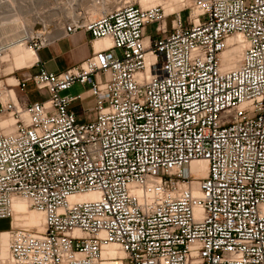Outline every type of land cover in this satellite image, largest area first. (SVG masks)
<instances>
[{"label": "built area", "instance_id": "obj_1", "mask_svg": "<svg viewBox=\"0 0 264 264\" xmlns=\"http://www.w3.org/2000/svg\"><path fill=\"white\" fill-rule=\"evenodd\" d=\"M186 10L79 9L23 36L36 52L55 28L110 44L15 79L44 101L0 89V220L15 198L45 219L7 230L10 264H264V0ZM75 85L82 116L84 93L62 96Z\"/></svg>", "mask_w": 264, "mask_h": 264}, {"label": "rangeland", "instance_id": "obj_2", "mask_svg": "<svg viewBox=\"0 0 264 264\" xmlns=\"http://www.w3.org/2000/svg\"><path fill=\"white\" fill-rule=\"evenodd\" d=\"M2 1L4 3L1 2L0 0V7L2 9L5 8L4 9L5 15L0 17V20H1L0 21V35H1L0 39L2 40V42L0 41L1 42L0 45L4 46V48H6L5 47L6 45L8 49H6V51L0 56V89L4 87H8L9 89L10 88L14 89L21 103L22 101L23 102L25 101L26 102L44 101L47 98V93L41 92L42 96H40L39 93L35 90L33 84H29L25 92H22L14 87H10L8 84H14L16 82L15 81L16 78H19L25 74H34L40 68L47 69V62L49 65V60L48 58L44 60V57L48 55L49 50L53 49L54 46H48L37 52L35 51L36 53L35 52L32 53L31 58L29 60H26L24 62V65L20 67H17L15 65V62L13 61V57L10 53L9 47L13 46V44L16 43V41L18 42V44L20 43L22 45V38H23L22 36L27 35L26 29L28 30L30 28L32 30H38L41 28V25L57 24V22H59V19H61L62 17H65V15H68L69 11L71 12L69 0H7L6 2L5 0H2ZM141 1L142 0H80L78 8L85 10L88 13L90 12L89 16H91L92 18H95L98 16V14H95V15L93 14L94 15L93 16L92 13L94 12L97 13L98 12L97 10L99 9L100 10L103 9V11L110 10V9L119 7L125 2L135 3L137 6L141 5L143 8L161 5L164 8H166L165 10H167L166 12L168 15H171L172 13H177L181 11L184 7H186L187 9L186 11L188 12L192 5V0H179V1L177 0H150L148 4L144 6L141 3ZM176 2H179V4H177ZM170 4H174V5L170 6ZM8 7L10 8L22 7L24 11L21 14L16 15V13L14 14V12H8L6 10ZM36 13L38 14V17L36 16ZM183 14L184 13H182V15ZM9 15L11 17H8ZM151 29L152 28H148L149 33L151 32ZM22 48L26 51H29L30 49V47L26 45L25 46L22 45ZM7 55H8V60H4V57ZM52 62L53 61L51 60V63ZM12 78H13V81L9 82V80ZM86 90H87V87L75 85L71 90L62 93V96H65V95L75 96L77 94L85 92ZM74 111L76 113L78 112L80 116H82L83 114V111L81 110H74ZM37 214H41L44 216L43 213L36 211L35 209L30 207L27 213H22L18 215L19 217H17L16 221L19 225H17L16 223L17 225L16 227L12 225L13 221L16 219V218L14 219V217H11L7 220H0V231H7L11 227L13 229L21 228V229H27V230L32 231L31 225L29 222H31L35 218V216H37ZM13 216H14V211H13ZM43 216L39 217L36 220L38 222L40 221V223H42L44 227L45 219L43 218Z\"/></svg>", "mask_w": 264, "mask_h": 264}, {"label": "bare ground", "instance_id": "obj_3", "mask_svg": "<svg viewBox=\"0 0 264 264\" xmlns=\"http://www.w3.org/2000/svg\"><path fill=\"white\" fill-rule=\"evenodd\" d=\"M7 0H5L6 2ZM150 0H142L141 3L144 5L148 4ZM179 1V0H177ZM1 2H3L1 0ZM79 2L80 0H69V5H70V8H71V12L69 11V14L68 16H71V15H74L76 14V12L80 9L78 8L79 7ZM4 3V2H3ZM1 3V4H3ZM12 3V2H11ZM31 3V1H30ZM172 3V1H171ZM175 3V1H174ZM177 4H179V2H176ZM6 4V3H5ZM28 4V2H27ZM13 5V4H12ZM174 4H170V6H173ZM8 6V5H7ZM30 6V5H29ZM32 6V5H31ZM141 6V5H140ZM28 7V6H27ZM142 7V6H141ZM78 8V9H77ZM143 8V7H142ZM5 9V8H4ZM2 9L0 7V17L1 16H4L5 15V10ZM166 9V8H165ZM8 12H14V14L16 13V15L18 14H21L24 10L22 7H17V8H10L8 7L6 9ZM57 11V10H56ZM98 12L97 13H92V15L94 14H98L100 15L102 12H103V9L102 10H97ZM105 11V10H104ZM167 11V10H166ZM90 13V12H89ZM11 14V13H10ZM13 14V15H14ZM93 15V16H94ZM36 16L38 17V14L36 13ZM40 16V15H39ZM8 17H11L10 15ZM1 21V20H0ZM32 29H26V33L27 34H30L32 33L31 31ZM4 33V32H3ZM16 33V32H15ZM14 34V33H13ZM17 34V33H16ZM1 36V35H0ZM13 36V35H12ZM17 36V35H15ZM20 36V35H18ZM23 37V36H22ZM2 38V37H1ZM5 38V37H3ZM7 39V38H6ZM21 39V38H20ZM0 41L2 42V40L0 39ZM4 41V40H3ZM13 41V40H12ZM0 42V43H1ZM13 44V43H12ZM10 44V45H12ZM110 44V41L109 39L105 38V39H99V40H96L95 41V47L97 49H100L102 47H106ZM23 46H25L24 44H22ZM22 45L16 41V43L13 44V46L9 47L10 48V53L13 57V61L15 62V65L17 67H20L22 65H24V62L26 60H29L32 56V53H34L35 51H33L32 49H29V51H26L22 48ZM1 46V45H0ZM9 46V45H8ZM5 47H7L5 45ZM0 48H4V46H1ZM36 53V52H35ZM4 60H8V55L4 57ZM13 81V78L9 80V82H12ZM16 81V80H15ZM16 83V82H15ZM8 84L10 87H15L16 84ZM190 168H191V171L193 172H196V171H199L201 172V175H205V171H206V168H207V163L205 161H193L190 165ZM94 195H83V196H75V197H71L70 198V201L71 202H74V201H83L85 199H90V198H93ZM11 206H12V209L14 211V221L12 223V225L14 227H16L17 225H19L17 223V217H19L18 215L19 214H22V213H27L29 211V201L25 200V199H20V198H15L12 200L11 202ZM38 211V210H36ZM41 212V211H39ZM42 213V212H41ZM25 215V214H24ZM43 215L41 214H37V216H35V218L29 222L30 225H31V229L33 232H44L45 231V226L43 227L42 223H40V221L38 222L36 219H38L39 217H41ZM34 217V216H33ZM44 218V216H43ZM20 219V218H19ZM22 220V219H21ZM17 223V225H16ZM20 223V222H19ZM28 224V223H27ZM110 251V250H109ZM108 251V252H109ZM112 252V251H111ZM0 264H10L9 262V258H8V231H0Z\"/></svg>", "mask_w": 264, "mask_h": 264}, {"label": "crops", "instance_id": "obj_4", "mask_svg": "<svg viewBox=\"0 0 264 264\" xmlns=\"http://www.w3.org/2000/svg\"><path fill=\"white\" fill-rule=\"evenodd\" d=\"M54 36L57 40L50 45L54 46V48L49 50L48 55L44 57V60L47 58L49 60V65L47 62V70L50 72L57 73L75 67L89 58L93 54V51L98 50L94 45L95 41L91 40L84 32L63 37L62 31L59 28H55ZM51 60L53 61L52 63ZM83 93L85 100L75 103L73 106L74 110L84 111L92 106V100L88 97L86 91Z\"/></svg>", "mask_w": 264, "mask_h": 264}]
</instances>
